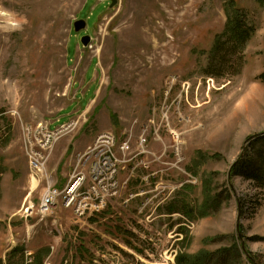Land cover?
Segmentation results:
<instances>
[{"label":"rangeland","instance_id":"rangeland-1","mask_svg":"<svg viewBox=\"0 0 264 264\" xmlns=\"http://www.w3.org/2000/svg\"><path fill=\"white\" fill-rule=\"evenodd\" d=\"M110 5L0 0V264H264V0ZM234 13L254 34L207 73ZM107 132L118 197L41 214Z\"/></svg>","mask_w":264,"mask_h":264},{"label":"built area","instance_id":"built-area-1","mask_svg":"<svg viewBox=\"0 0 264 264\" xmlns=\"http://www.w3.org/2000/svg\"><path fill=\"white\" fill-rule=\"evenodd\" d=\"M64 128H59L57 132ZM51 132L40 143L41 148L48 147L53 139ZM127 148L128 144L123 143L119 150L125 153ZM86 162H89V168L85 173L75 176L74 182L62 194L50 188L45 192L40 205L41 214H51L61 199L64 209L71 211L78 218H87L104 212L118 197L123 161L118 155V140L115 135L110 132L100 134L95 145L86 154ZM39 167L40 165H36V169Z\"/></svg>","mask_w":264,"mask_h":264},{"label":"trees","instance_id":"trees-1","mask_svg":"<svg viewBox=\"0 0 264 264\" xmlns=\"http://www.w3.org/2000/svg\"><path fill=\"white\" fill-rule=\"evenodd\" d=\"M225 36H227L226 40L219 38L215 44L214 49L212 50L210 56V65L207 69V73L213 74L212 69L213 65L216 61L225 60L228 56L225 46L232 45L233 48L237 51L239 48L240 52L243 53L245 50L246 44L249 42L251 37L254 34L253 28L249 27L246 23L242 21V16L240 14H230L228 16V23L226 28ZM224 53V55H223ZM241 160H239L232 167V174H237L240 170ZM204 258V257H203ZM203 258L200 257H191L187 255H179L176 258L177 264H205L207 258L202 261Z\"/></svg>","mask_w":264,"mask_h":264},{"label":"water","instance_id":"water-1","mask_svg":"<svg viewBox=\"0 0 264 264\" xmlns=\"http://www.w3.org/2000/svg\"><path fill=\"white\" fill-rule=\"evenodd\" d=\"M103 1V0H101ZM111 1V8H114L118 4V0H110ZM74 30L76 33H79L87 28V21L84 19H79L74 22L73 24ZM92 41V37L90 35H84L81 38V44L83 47H88Z\"/></svg>","mask_w":264,"mask_h":264},{"label":"bare ground","instance_id":"bare-ground-1","mask_svg":"<svg viewBox=\"0 0 264 264\" xmlns=\"http://www.w3.org/2000/svg\"><path fill=\"white\" fill-rule=\"evenodd\" d=\"M203 108H206V106H203ZM188 123V122H187ZM188 125V124H187ZM194 131V130H193ZM190 133V132H189ZM198 133V131H194L193 133H192V135H196ZM191 135V134H190Z\"/></svg>","mask_w":264,"mask_h":264},{"label":"flooded vegetation","instance_id":"flooded-vegetation-1","mask_svg":"<svg viewBox=\"0 0 264 264\" xmlns=\"http://www.w3.org/2000/svg\"><path fill=\"white\" fill-rule=\"evenodd\" d=\"M87 35V33L82 34V36Z\"/></svg>","mask_w":264,"mask_h":264},{"label":"crops","instance_id":"crops-1","mask_svg":"<svg viewBox=\"0 0 264 264\" xmlns=\"http://www.w3.org/2000/svg\"><path fill=\"white\" fill-rule=\"evenodd\" d=\"M59 207H60V206H59ZM59 207H58V208H59ZM58 208H56V210H57ZM60 209H61V208H60Z\"/></svg>","mask_w":264,"mask_h":264}]
</instances>
